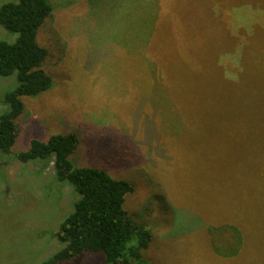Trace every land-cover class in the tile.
Returning <instances> with one entry per match:
<instances>
[{
    "label": "rangeland",
    "instance_id": "1",
    "mask_svg": "<svg viewBox=\"0 0 264 264\" xmlns=\"http://www.w3.org/2000/svg\"><path fill=\"white\" fill-rule=\"evenodd\" d=\"M163 1L170 19L150 39L163 82L157 88L142 53L148 33L146 42L133 31L121 40L126 27L111 2L83 0L56 10L38 33L51 54L44 68L53 87L23 97L13 149L76 133L80 166L105 167L137 184L126 208L152 229L145 251L152 264H264L256 238L264 234L257 212L264 204V23L255 21L239 54L228 50L246 36L233 35L236 22L249 25L248 13L264 12V0H223L221 9L216 0ZM5 33L11 35L0 29V38ZM15 86L13 76L0 77V115L8 109L4 93ZM6 157L0 155V264H40L60 248L52 233L78 196L71 185H58L52 165L39 172L35 162ZM233 206L247 227V208L254 209V235L247 233L249 248L220 257L207 229L228 221ZM100 254L86 251L61 264H102Z\"/></svg>",
    "mask_w": 264,
    "mask_h": 264
},
{
    "label": "trees",
    "instance_id": "2",
    "mask_svg": "<svg viewBox=\"0 0 264 264\" xmlns=\"http://www.w3.org/2000/svg\"><path fill=\"white\" fill-rule=\"evenodd\" d=\"M56 1L65 4L58 8ZM81 1L83 0H9L0 5V29L11 33H5L7 39L0 38V77L16 78L15 88L3 95L8 109L0 115V155L7 156L8 163L35 162L33 165H39V172L47 171L52 165L53 177L58 181V185L61 182L71 185L78 196L72 201L70 211L62 217L58 228L52 233L60 248L40 264L70 262L86 251L94 254L101 252L102 264L103 261L107 264H152L145 255L154 238L152 229L135 220L126 208L128 194L137 190V184L126 177L112 175L105 167L80 166L76 154L79 152L81 141L76 133L52 134L47 140L34 138L26 150L13 149L19 135L18 119L25 112L23 97H35L53 87L52 75L44 68L51 54L39 44L38 33L49 20H54L56 10L68 8ZM107 1L113 4L112 9L120 10L118 20L126 27V31L122 30L121 40L128 34L133 38V31L136 35H143L141 39L146 42L145 35L148 33V47L142 53L144 58L150 57L149 73L151 68L154 88H157L163 82L161 71L151 59L150 39L156 36L161 21L166 16L170 19L169 6L164 5L163 0H145L141 7L135 0ZM148 4L152 5L149 9L146 8ZM253 4L247 2L246 6ZM216 5L220 9L223 8V0H216ZM233 16H229L231 22ZM249 16V25L236 22V32L233 35L246 31V36H238L234 42H230L229 52L239 54L238 50L242 48L245 39L248 41L253 37L255 21L260 19L264 23L262 11L260 15L250 11ZM221 17L225 19L223 14ZM169 19H166L167 22ZM145 26L146 29L143 28ZM181 32L179 36L184 42L182 27ZM54 36L53 31V38ZM53 40H56V37ZM222 58H219L220 66L225 63ZM165 98L163 97L164 100ZM253 190L254 187L251 192ZM232 208L233 210L226 211L231 216L228 221L224 220L225 222L218 223L219 225L213 224L207 229L212 251L220 257H234L242 248H249L247 233L253 234L250 222L255 220L252 217L254 209L247 208L250 212L247 227L239 209L234 206ZM257 212L263 221L264 231V204ZM256 238L261 241L259 250L264 252V234L261 238Z\"/></svg>",
    "mask_w": 264,
    "mask_h": 264
}]
</instances>
